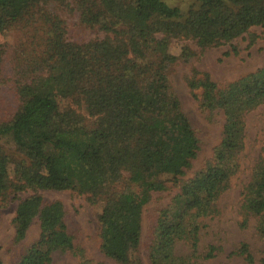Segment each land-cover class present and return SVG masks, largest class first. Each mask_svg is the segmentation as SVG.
Returning a JSON list of instances; mask_svg holds the SVG:
<instances>
[{
    "label": "trees",
    "instance_id": "trees-1",
    "mask_svg": "<svg viewBox=\"0 0 264 264\" xmlns=\"http://www.w3.org/2000/svg\"><path fill=\"white\" fill-rule=\"evenodd\" d=\"M46 1L71 6L81 25L103 37L67 41L63 22L41 8ZM192 1L184 14L164 0H0V33L39 23L31 27L33 48L21 50L13 64L20 104L0 123V139L14 146L12 153L0 146V201L33 191L17 203L14 241L26 238L34 219L39 227L35 250H26L16 264H51L56 253L88 263L67 232L61 202L45 201L39 190L71 191L100 204L102 253L118 264H142L137 252L143 208L152 193L180 183L198 152L195 131L168 78L178 61L187 63L194 53L183 47L178 57L172 55L171 41L192 40L203 52L230 44L252 27L264 28V0ZM254 41L251 35L249 46ZM1 56L0 47V63ZM240 82L219 88L195 69L186 79L202 110L223 114L221 140L212 163L181 183L159 212L149 264H203L216 256L215 246L200 250L203 221L218 215L217 201L238 171L245 115L264 103V66ZM241 209L264 219V145L243 188ZM178 244L186 254L175 253ZM233 254L255 263L245 243Z\"/></svg>",
    "mask_w": 264,
    "mask_h": 264
},
{
    "label": "rangeland",
    "instance_id": "rangeland-1",
    "mask_svg": "<svg viewBox=\"0 0 264 264\" xmlns=\"http://www.w3.org/2000/svg\"><path fill=\"white\" fill-rule=\"evenodd\" d=\"M164 1L170 6L178 7L184 14L193 3L192 0ZM40 6L43 10H49L59 17L69 42L85 43L103 37V33L96 28L81 25L77 13L71 6L52 1L42 2ZM31 27H39V23H19L0 33L2 49L0 123L9 121L20 104L17 95L19 82L17 83L13 64L20 56L21 50L28 52L33 48ZM251 35L254 36L255 41L249 46ZM183 47L191 49L194 56L187 63L178 61L170 69L168 78L171 90L179 99L181 109L195 131L198 152L189 170L180 178V183L177 186L169 183L163 191L152 193L150 201L144 206L141 218V241L137 252L142 264H149L148 251L159 212L170 205L179 192L181 183L192 179L212 163L214 150L221 140L223 114L221 111L208 113L202 110L198 100L189 90L186 79L195 69L200 73H207L219 88L237 82L241 85L240 81L244 77L264 66V28L252 27L248 33L230 44L209 48L203 52H200L192 40L174 39L169 45V52L178 57ZM233 48L236 54L232 53ZM194 94L199 96L200 90L194 91ZM244 121V147L238 156V171L231 178L228 189L217 201L218 215L203 221L205 227L201 231L199 243L201 252L206 251L209 246L218 248L216 256L203 264H245L240 257L233 254L242 243L248 245L255 260L254 264H262L261 261L264 260V232H261L264 219L252 215L246 216L241 209L243 188L251 179L252 170L262 154L264 145V103L248 112ZM0 146L6 153H12L14 150V146L6 138L0 139ZM38 193L47 202H61L67 232L72 237L73 244L88 262L87 264H118L107 258L100 250L97 221L101 211L100 204H91L86 195L71 191L39 190ZM32 194L33 191L26 189L0 201V264H16L26 250H35V243L39 236L38 221L36 219L32 221L27 236L22 242L14 241L12 223L18 201ZM186 252L185 246L180 244L176 246L177 255H183ZM78 263L79 258L75 255L56 253L52 256L51 264Z\"/></svg>",
    "mask_w": 264,
    "mask_h": 264
}]
</instances>
